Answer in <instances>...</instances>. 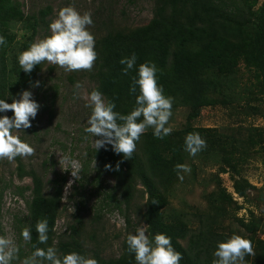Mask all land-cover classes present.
Listing matches in <instances>:
<instances>
[{"label": "trees", "instance_id": "obj_1", "mask_svg": "<svg viewBox=\"0 0 264 264\" xmlns=\"http://www.w3.org/2000/svg\"><path fill=\"white\" fill-rule=\"evenodd\" d=\"M256 1L154 0L153 16L148 24L137 28H116L106 18L104 33L94 39L97 59L91 71L85 72L95 83L94 90L102 94L105 102L115 104V112L127 115L136 107L135 96L139 93L138 88L136 93L130 92L132 78L137 75L140 64L148 63L157 68V83L163 94L172 98L171 111L185 107L188 114L184 127L172 130L163 139L154 137L153 129H147L136 142L131 159L115 154L110 145L98 151L93 146L88 147L87 156L82 158L78 183L82 185L90 169L94 174L95 183L91 185L94 191L103 178L106 181L113 179L111 191L117 193L125 207L132 202L136 186H141V193L146 197L142 217L149 239L154 240L156 234L169 237L173 249L182 255L180 264H212L216 259L213 253L217 243L226 241L232 235H239L252 243L256 255L246 256V264H264V240L256 237L253 221L237 220L241 230L238 232L217 230L222 220L229 216L225 203L230 201V197L225 193L214 194L212 204L203 212L197 209L187 213L170 208L168 200L174 187L183 181L178 179L175 165L185 164L186 160L193 158L185 150V137L189 133H199L206 141V147L194 157L206 160L222 153L225 163L234 167L245 153L246 148L243 147L255 142L247 138L237 147L234 139L218 129L195 127L192 121L203 107L215 105L212 94L224 93L225 88L220 89V86H225L226 80L233 78L239 64L253 69L259 76V94L264 100V0L254 10ZM51 11L47 5L36 13L25 14L15 0H0V36L6 40L5 45H0V99L6 103H12L38 79L43 63L25 73L19 67L18 55L35 43L40 29L47 28L50 21L46 18ZM17 25L26 30L20 37L13 32ZM132 54L137 57L136 63L125 75L122 69L126 65L119 61ZM67 80L75 83L71 75ZM50 94L55 96L53 91ZM0 116H5V113L0 112ZM260 150L264 154V146ZM105 165H111V169H106ZM25 169L18 161L17 178L28 176L32 181L25 220L32 236L27 242L30 255L34 251L33 245L45 250L53 247L54 227L67 177L55 176L51 179V193L45 195L42 176L34 170ZM183 173L180 175L183 176ZM108 199V205L115 207L116 199ZM45 219L48 222V240L40 244L36 224ZM190 224L198 225L191 229ZM77 228H81L80 220L71 229L69 240L73 243L57 241L55 248L62 250V254H67L71 246L77 253L84 254L80 244L74 240L79 237ZM185 240L184 245L182 242ZM123 250V255L117 260H100L95 254L94 257L98 264H135L134 254L129 253L127 243Z\"/></svg>", "mask_w": 264, "mask_h": 264}, {"label": "rangeland", "instance_id": "obj_2", "mask_svg": "<svg viewBox=\"0 0 264 264\" xmlns=\"http://www.w3.org/2000/svg\"><path fill=\"white\" fill-rule=\"evenodd\" d=\"M15 1L25 14L36 13L47 5L52 9L46 18L50 21L47 28L37 32L34 42L50 35L49 25L64 7H73L81 15L91 13L93 23L88 26V31L94 39L104 33V19L107 18L116 28L142 27L151 21L154 7V0ZM261 2L262 0L256 1L254 10ZM13 32L20 37L26 30L17 25ZM70 75L75 79L74 84L67 80ZM226 81L225 86H220V89L225 88L223 94H212L215 105L203 107L192 125L216 128L234 139L237 147L247 138L255 142L243 147L246 148L245 153L235 167L225 163L222 153L206 160L200 156H192V160H186L185 164L190 167V172H184L182 183L174 187L168 198L169 207L187 213L197 209L203 212L212 204L214 194L225 193L230 197V201L225 203L229 216L225 214L228 217L222 220L221 227L217 230L238 232L241 230L237 220H251L254 222L256 237L264 240V154L260 150L264 146V100L259 94V76L255 75L253 69L239 64L233 78ZM54 87L56 90H53ZM94 88L95 83L85 71L66 72L45 61L36 83L27 90L32 93V99L40 108L35 119L30 120L32 126L19 132L13 130V135L19 136L22 142L31 146L34 154L18 156L12 161L0 160V236L14 239L20 247L19 259L12 264H20L29 255L27 243L21 233L26 228V202L31 197L32 181L28 176L17 178L18 161L25 170H34L42 176L45 195L51 193V179L55 176L67 177L55 223L54 248L57 241L73 243L69 237L72 227L77 226V220L81 221V228H77L80 233L74 240L80 244L86 258L95 259V254L100 260H117L123 255V246L129 234L134 235L139 228H144L149 237L142 217L146 197L141 193V186H136L132 202L125 207L117 193L111 191L113 179L106 181L103 178L94 191L91 187L95 183L94 174L90 169L87 170V179H84L82 185L78 183L81 179L82 158L87 156L88 147L93 146V137L85 133L84 129L88 126L87 121L91 115V109L86 104L89 103V95ZM52 91L55 92L54 97L50 94ZM171 113L166 127H171L172 130L183 128L188 110L180 107ZM5 115L11 118L13 113L8 111ZM64 157H69L72 164ZM75 168L79 171L73 177L71 171ZM69 181L72 182L71 185H68ZM73 186L76 190H73ZM108 197L116 199L115 207L108 205ZM192 222L195 223L194 220ZM197 225L190 224V228L195 229ZM186 242L187 240L182 244L185 245ZM71 252H76L72 246L68 248V253ZM57 253L61 255L62 250H57Z\"/></svg>", "mask_w": 264, "mask_h": 264}, {"label": "clouds", "instance_id": "obj_3", "mask_svg": "<svg viewBox=\"0 0 264 264\" xmlns=\"http://www.w3.org/2000/svg\"><path fill=\"white\" fill-rule=\"evenodd\" d=\"M91 13L81 15L73 7L61 8L57 18L49 25L50 35L18 55V64L25 73H30L36 65L47 61L49 64L59 66L66 72L91 71L97 59L94 50L95 40L88 31L92 25ZM6 40L0 36V45H5ZM136 55L122 58L119 63L126 65L122 69L125 75L134 68ZM157 68L154 64H140L137 75L132 78L131 93H136V107L127 115L115 112V104L105 102L99 91L93 90L89 95L86 107L91 109L88 126L85 133L93 137V147L96 151L111 146L115 154L122 155L124 159H131L136 149V142L146 132L153 129L156 138L163 139L171 134L172 128L166 127L172 115V98L163 94L162 88L157 83ZM38 84V82H37ZM79 87V85H77ZM40 105L32 99L30 91H22L20 98L12 103L0 99V112L11 111L12 117L0 116V160H14L16 157H27L34 154V149L22 142L13 130L17 132L30 128L31 119H35ZM119 121V122H118ZM206 147V141L199 133H189L185 137V150L191 156L197 155ZM64 159L72 164L69 157ZM111 169V165H105ZM67 170V169H66ZM119 170V164L116 166ZM178 179L183 180L181 172H190V167L185 164L175 165ZM79 169L71 171L73 177ZM69 181L68 185H71ZM147 226V225H146ZM55 229V227H54ZM38 242L45 244L48 240V222L40 220L36 224ZM149 234V233H148ZM22 238L27 243L32 239L28 228L22 230ZM129 253L134 254L137 264H180L181 253L175 251L171 239L164 234H156L150 240L144 228H139L136 234H129L126 238ZM34 251L20 264H98L93 258L71 252L58 255L57 249L48 247L46 250L33 245ZM20 247L10 237L0 236V264H12L19 259ZM216 259L212 264H246V256H255L250 240L239 235H232L224 242H218L213 253Z\"/></svg>", "mask_w": 264, "mask_h": 264}]
</instances>
